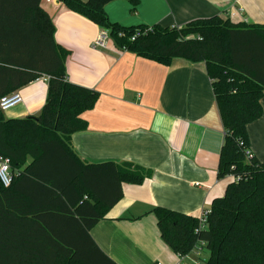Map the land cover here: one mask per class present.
Listing matches in <instances>:
<instances>
[{
    "label": "trees",
    "instance_id": "obj_1",
    "mask_svg": "<svg viewBox=\"0 0 264 264\" xmlns=\"http://www.w3.org/2000/svg\"><path fill=\"white\" fill-rule=\"evenodd\" d=\"M101 28L122 50L169 65L203 61L225 131L218 176H232L204 221L153 208L162 239L180 257L207 249L203 264H264V163L249 158L247 126L263 113L264 24L241 25L219 15L182 26L124 25L111 21L113 0H60ZM135 12L140 0H127ZM41 0H0V98L48 75L46 102L37 114L6 118L0 109V155L12 182L0 181V264H117L90 229L150 168L131 161L89 163L71 137L87 128L82 114L99 92L71 82L69 51L54 39Z\"/></svg>",
    "mask_w": 264,
    "mask_h": 264
},
{
    "label": "crops",
    "instance_id": "obj_2",
    "mask_svg": "<svg viewBox=\"0 0 264 264\" xmlns=\"http://www.w3.org/2000/svg\"><path fill=\"white\" fill-rule=\"evenodd\" d=\"M40 6L52 20L55 41L69 51L67 78L99 92L82 114L87 128L71 137L76 153L89 163L131 161L153 171L142 184H123L122 198L90 235L117 264H190L191 253L180 257L164 242L152 210L201 217L233 179L218 176L225 131L205 62L175 58L164 65L120 49L111 38L98 47L99 25L60 0H41ZM105 9L124 25L182 26L216 15L264 24V0H140L135 12L127 0H113ZM48 79L42 75L14 91L22 102L5 117L39 113ZM261 103L263 113L247 131L248 149L264 163V94Z\"/></svg>",
    "mask_w": 264,
    "mask_h": 264
},
{
    "label": "built area",
    "instance_id": "obj_3",
    "mask_svg": "<svg viewBox=\"0 0 264 264\" xmlns=\"http://www.w3.org/2000/svg\"><path fill=\"white\" fill-rule=\"evenodd\" d=\"M109 32L106 29H101L98 38L95 41V45L98 47H105L109 40ZM22 102V96L19 92H13L8 95H4L0 98V109L4 112L10 110L14 106ZM246 154L249 158L253 157V153L247 149ZM0 181L5 186L8 187L12 182V173L10 169V162L7 157L0 155ZM206 212V211H205ZM205 212L200 217L201 221L205 219ZM151 264H162L159 261H155ZM178 264H182L181 262ZM197 264H203L199 262Z\"/></svg>",
    "mask_w": 264,
    "mask_h": 264
},
{
    "label": "rangeland",
    "instance_id": "obj_4",
    "mask_svg": "<svg viewBox=\"0 0 264 264\" xmlns=\"http://www.w3.org/2000/svg\"><path fill=\"white\" fill-rule=\"evenodd\" d=\"M208 257H209V251L207 249H201L199 254L191 253L189 255L187 262H190V264H192V263L195 264L199 261L202 262L203 260L207 259ZM190 260L192 261V263Z\"/></svg>",
    "mask_w": 264,
    "mask_h": 264
}]
</instances>
